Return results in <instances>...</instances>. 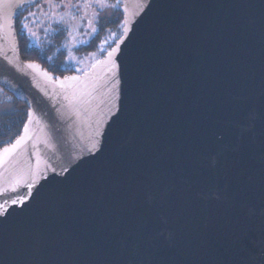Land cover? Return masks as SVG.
<instances>
[{"label":"water","instance_id":"water-1","mask_svg":"<svg viewBox=\"0 0 264 264\" xmlns=\"http://www.w3.org/2000/svg\"><path fill=\"white\" fill-rule=\"evenodd\" d=\"M0 0V264H264V0H114L88 71L22 60Z\"/></svg>","mask_w":264,"mask_h":264},{"label":"rangeland","instance_id":"rangeland-1","mask_svg":"<svg viewBox=\"0 0 264 264\" xmlns=\"http://www.w3.org/2000/svg\"><path fill=\"white\" fill-rule=\"evenodd\" d=\"M117 11L118 6L110 0H49L26 12L22 29L28 45L42 49L50 64L69 74H81L120 38L122 21L114 30L104 31L92 54L78 53L95 37L100 22H111ZM13 108L11 96L0 89V115Z\"/></svg>","mask_w":264,"mask_h":264},{"label":"trees","instance_id":"trees-1","mask_svg":"<svg viewBox=\"0 0 264 264\" xmlns=\"http://www.w3.org/2000/svg\"><path fill=\"white\" fill-rule=\"evenodd\" d=\"M110 1L114 2V0ZM121 21V14L119 11H117V16L111 22H100L95 37H93L87 45L80 48L78 50V53L87 55L92 54V52H94L96 48L95 46L97 45L98 41L104 35V31L107 28L114 30L121 23ZM15 29L18 35V48L22 60L33 62L37 61L43 68L47 69L48 72L59 77H62L66 73H70L69 71L60 70L58 69V67L50 64L44 56L45 53L42 49L34 48L28 45L27 36L25 34V31L22 29V24L17 23ZM101 56H103L102 53L100 57ZM11 99L14 104L13 110L10 113L0 115V148L10 143L15 137L18 136L21 127L26 119V107L24 106V104L15 101L12 97Z\"/></svg>","mask_w":264,"mask_h":264},{"label":"flooded vegetation","instance_id":"flooded-vegetation-1","mask_svg":"<svg viewBox=\"0 0 264 264\" xmlns=\"http://www.w3.org/2000/svg\"><path fill=\"white\" fill-rule=\"evenodd\" d=\"M49 0H36L35 2H33L32 4H29V5H26L24 6L20 11L17 12V15L14 19V22H15V28H16V24L17 23H20V24H23L25 23V20L23 18V16L26 14L27 11H30L31 9H34L36 6L42 4V3H45ZM16 31V29H15ZM16 37L18 38V35H17V32H16ZM19 46V45H18ZM101 59V58H100ZM33 62V61H31ZM37 62V61H36ZM38 63V62H37ZM40 64V63H39Z\"/></svg>","mask_w":264,"mask_h":264}]
</instances>
